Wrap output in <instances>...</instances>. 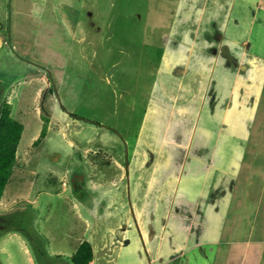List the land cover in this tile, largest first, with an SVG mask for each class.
<instances>
[{
    "label": "rangeland",
    "instance_id": "374dc122",
    "mask_svg": "<svg viewBox=\"0 0 264 264\" xmlns=\"http://www.w3.org/2000/svg\"><path fill=\"white\" fill-rule=\"evenodd\" d=\"M247 2L228 35L264 57V0L254 22ZM3 3L11 24L2 22L0 103L8 99L23 131L0 199V264H73L83 241L90 264H264V92L247 94L253 119L228 112L224 120L217 109L232 105L229 72L189 27L172 31L177 0H5L0 10ZM190 39L197 75L180 84L194 91H177L170 76L163 93L162 67L191 52ZM210 73L224 94L214 93L213 106L200 88ZM194 146L208 148L206 165L192 159ZM209 169L217 170L210 186L227 176L219 170L235 174L236 186L214 245L173 214L197 202L196 175Z\"/></svg>",
    "mask_w": 264,
    "mask_h": 264
},
{
    "label": "crops",
    "instance_id": "0c3cea01",
    "mask_svg": "<svg viewBox=\"0 0 264 264\" xmlns=\"http://www.w3.org/2000/svg\"><path fill=\"white\" fill-rule=\"evenodd\" d=\"M0 1L5 2V0ZM258 1L259 0H248L245 6V9L247 8L248 4L255 5V7H257L256 10H253L251 5L248 6L249 10L252 11L253 20L251 19V22L255 21L257 10L259 9ZM3 6L7 7V5L3 3L0 10V47L1 45L7 44L5 41V36L3 35L4 23L6 29V24H11V22H9L10 11L7 12V10H5ZM242 7H244V5L243 3H241V0H177L176 7L172 12V16L175 18L171 23L173 32L185 33V28L189 27V32L196 33L200 37V40L202 38L203 41L201 45L204 50H209V52L213 50L219 51L218 55L214 59L220 58V63H222L223 66L226 67V70L229 72L227 74L228 76H230V89L227 97L229 98L228 102L232 101V105L230 106V108L227 107L228 105L225 106V109H222L223 111H221V109H217L218 112H225V117H223L226 122H230V120L228 119V112L235 114L251 113L250 116H252L253 119L255 117V109L251 107V105H253L254 103L248 104L247 94H251V97L255 95L254 97L258 98V96L260 97V94L264 92V73H262L261 71L262 68H264V57H260V55H254L251 53V51L249 53L251 45L249 41H247V39L239 40L240 42L233 41V38L228 35V32L230 31L229 22L231 21L232 17H234V25L232 26L237 27L239 25V21H237V18L239 11L242 10ZM188 38L191 37L189 36ZM10 39L11 38L9 36V40ZM16 40L17 41H14L15 43H13V41H8V44L18 45V39ZM174 43H176V47H179L182 46L181 44L183 42L174 40L172 44ZM184 45H186L187 49L191 50V52L188 51V53L185 55L186 58L185 56L179 58L178 54L177 58L175 56L171 59L169 58V61L167 63L165 62L162 67L161 74L163 73L164 75L161 84V90L163 93L164 81L168 82L169 79H172L170 76H172L173 79L175 78L177 79V81H179V83L177 84V91L185 92L186 94L194 91L191 87H189L188 89L182 87L180 81H185V77L189 76L191 72H195L197 75L195 68L196 56L194 54V51L192 50L197 48L198 46H196V41H193L192 39L184 42L183 46ZM236 49H241L242 52L240 55L234 51ZM204 54L210 56L211 53L209 55L207 53ZM237 55H239V57ZM190 58H192L191 64ZM231 63H234L236 68L235 71H233ZM210 76L211 73L208 74V78L206 77L207 84H203L200 88L203 90L204 103L205 99H207L209 101V104L213 106L212 104L215 99H217V96H214L216 90L215 88H213L214 83H212V79L210 78ZM198 78L200 77L193 78V80L196 81L198 80ZM40 79H43L42 76L40 77ZM216 93H218L219 98H221L222 95L224 96V94L220 95L219 92ZM186 96L187 95H184V101L186 100ZM6 102L9 103L8 99H6ZM217 106L222 108L223 105L218 104ZM182 111L193 112V109L187 108ZM199 111H202L201 108ZM190 120H195V118H190ZM187 122H189V120L186 121V123ZM220 125L226 127L223 123H221ZM190 127L191 126H187V128ZM235 127H237L242 134L246 133V131H244L247 130L246 124L243 122V120L237 122ZM33 138H35V136ZM173 142L179 146L181 145V143H183H177L176 141ZM190 143L191 142L186 144L188 148H190ZM192 152V159H194L196 163L206 165V161L209 160V154L207 153L209 152L208 148H196L194 146ZM213 152H215V149H213ZM219 171H221L222 175L226 174L228 178L227 176H224L223 179L221 176H219L216 181L212 182L211 186L210 184L212 178L214 177V174L215 172H217V170L212 173L209 169L203 171L205 173L203 176L196 175L198 180L202 179V187L198 189L199 191H196V196L198 197L197 202H194L193 205H190L191 202H188L187 204L180 203L178 207H174L175 210L173 212V214H176L178 219L182 220L183 223L189 225L190 227H193L194 233L196 231H201L200 236L197 237H200V239L205 238L207 240L205 241L207 245L215 244V237L218 235L219 231L218 227L222 221L220 213H224V210L228 205L229 194H231L232 189L235 190L236 187L235 180H233L235 174H232L230 178L225 170ZM182 176L183 175H181L180 177L178 176L176 178V181L179 182ZM180 188L181 187H179V189ZM179 189H177L178 192L181 191ZM209 189L212 190L213 194L211 192V196L208 197L207 195ZM216 193H218L217 197H215ZM198 203H200V208ZM221 208L222 211H220ZM211 225V228H205L206 226ZM209 229L214 231L212 235H208ZM206 230L207 233L205 234ZM80 244L81 242H79V245Z\"/></svg>",
    "mask_w": 264,
    "mask_h": 264
},
{
    "label": "trees",
    "instance_id": "16d2710c",
    "mask_svg": "<svg viewBox=\"0 0 264 264\" xmlns=\"http://www.w3.org/2000/svg\"><path fill=\"white\" fill-rule=\"evenodd\" d=\"M23 131L22 125L11 116L10 104L0 103V199L9 181L16 161V151ZM46 125L42 128L39 138L45 136ZM93 250L89 242L83 241L73 256V264H90Z\"/></svg>",
    "mask_w": 264,
    "mask_h": 264
}]
</instances>
